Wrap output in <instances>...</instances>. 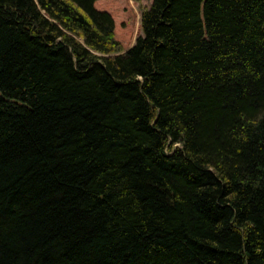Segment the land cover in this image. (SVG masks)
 Instances as JSON below:
<instances>
[{"label": "trees", "instance_id": "16d2710c", "mask_svg": "<svg viewBox=\"0 0 264 264\" xmlns=\"http://www.w3.org/2000/svg\"><path fill=\"white\" fill-rule=\"evenodd\" d=\"M134 14L0 0V264H264V0Z\"/></svg>", "mask_w": 264, "mask_h": 264}, {"label": "rangeland", "instance_id": "374dc122", "mask_svg": "<svg viewBox=\"0 0 264 264\" xmlns=\"http://www.w3.org/2000/svg\"><path fill=\"white\" fill-rule=\"evenodd\" d=\"M132 6L134 11V23H135V40L141 34V16L145 9H148L151 5L152 0H127ZM133 43V42H132Z\"/></svg>", "mask_w": 264, "mask_h": 264}]
</instances>
